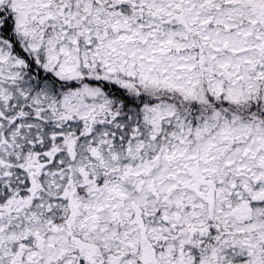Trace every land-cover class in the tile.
I'll return each instance as SVG.
<instances>
[{
	"label": "snow or ice",
	"instance_id": "obj_1",
	"mask_svg": "<svg viewBox=\"0 0 264 264\" xmlns=\"http://www.w3.org/2000/svg\"><path fill=\"white\" fill-rule=\"evenodd\" d=\"M0 264H264V0H0Z\"/></svg>",
	"mask_w": 264,
	"mask_h": 264
}]
</instances>
